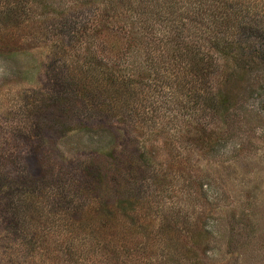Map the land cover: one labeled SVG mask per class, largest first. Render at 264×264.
Returning <instances> with one entry per match:
<instances>
[{"label":"rangeland","instance_id":"rangeland-1","mask_svg":"<svg viewBox=\"0 0 264 264\" xmlns=\"http://www.w3.org/2000/svg\"><path fill=\"white\" fill-rule=\"evenodd\" d=\"M109 1L23 0L0 36V264H264V56L249 77L223 62L232 98L204 119L134 82L146 103L103 111L100 45L124 18L81 30L125 11ZM256 4L244 47L264 54Z\"/></svg>","mask_w":264,"mask_h":264},{"label":"trees","instance_id":"trees-1","mask_svg":"<svg viewBox=\"0 0 264 264\" xmlns=\"http://www.w3.org/2000/svg\"><path fill=\"white\" fill-rule=\"evenodd\" d=\"M20 1L23 0H0V36L8 35V28L18 26L16 8ZM256 1L122 0L124 12L117 9L106 11L102 16L92 13L81 31L100 26L102 31L97 29L96 32L103 34L107 27L102 22L108 18H124L122 25L114 29L111 40L100 45L99 52L104 55L98 57L99 73L105 72L106 62L113 65L106 79L108 85L102 88L103 95L98 94L106 107L101 110L113 113L112 108L120 111L129 103L137 102V106L141 101L146 103L144 96L139 99L135 95L137 100H132V82L137 86H150L146 89L150 88L153 95L147 100L154 105V112L173 108L172 104L177 106L178 103L180 111L200 120L211 112L225 110L232 96L224 89L227 80L222 75L226 71L223 62L241 59L238 61L247 67L245 73L249 77L254 62L264 56L254 47H244L260 24L253 16ZM108 30L105 36L110 35ZM248 57L249 62L245 61ZM132 74L140 79L132 78ZM217 76L222 77V81L216 82ZM144 78L149 79V85L144 83ZM136 108L130 113H135ZM161 117L164 119L165 115ZM199 120V125L206 122ZM121 203L130 205L126 201Z\"/></svg>","mask_w":264,"mask_h":264}]
</instances>
